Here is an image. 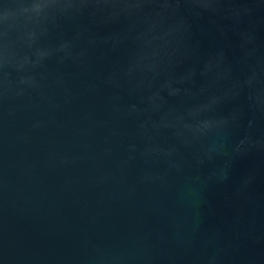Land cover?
I'll list each match as a JSON object with an SVG mask.
<instances>
[{
  "label": "water",
  "instance_id": "water-1",
  "mask_svg": "<svg viewBox=\"0 0 264 264\" xmlns=\"http://www.w3.org/2000/svg\"><path fill=\"white\" fill-rule=\"evenodd\" d=\"M0 264H264V0H0Z\"/></svg>",
  "mask_w": 264,
  "mask_h": 264
}]
</instances>
